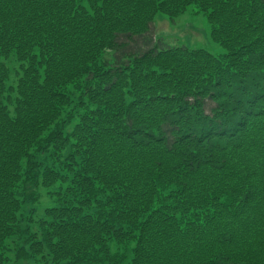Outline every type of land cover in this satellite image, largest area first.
<instances>
[{
    "label": "trees",
    "instance_id": "16d2710c",
    "mask_svg": "<svg viewBox=\"0 0 264 264\" xmlns=\"http://www.w3.org/2000/svg\"><path fill=\"white\" fill-rule=\"evenodd\" d=\"M0 264H264V0H0Z\"/></svg>",
    "mask_w": 264,
    "mask_h": 264
},
{
    "label": "rangeland",
    "instance_id": "374dc122",
    "mask_svg": "<svg viewBox=\"0 0 264 264\" xmlns=\"http://www.w3.org/2000/svg\"><path fill=\"white\" fill-rule=\"evenodd\" d=\"M154 34L172 44L181 43L192 48H203L214 54L222 51L210 36V25L202 13L187 10L174 20L158 13L154 20Z\"/></svg>",
    "mask_w": 264,
    "mask_h": 264
}]
</instances>
